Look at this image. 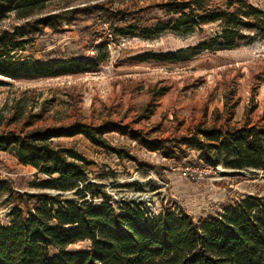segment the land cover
Returning <instances> with one entry per match:
<instances>
[{
	"label": "trees",
	"instance_id": "trees-1",
	"mask_svg": "<svg viewBox=\"0 0 264 264\" xmlns=\"http://www.w3.org/2000/svg\"><path fill=\"white\" fill-rule=\"evenodd\" d=\"M52 1L0 0V22L10 15L16 19L10 26L0 27V77L25 80L76 75L93 72L106 62L103 43L86 58L37 60L18 55L43 28L73 20L77 11L100 10V18L110 24L113 40L137 35L152 38L166 31L191 35L213 24L212 34L189 47L191 54L233 49L264 35V8L249 0L212 5L208 0L166 1L158 5L164 16L153 24L139 12L127 14L129 18L118 23L119 13L97 5H65L47 11ZM132 59L165 62L177 60V53L144 52ZM162 94L160 91L156 97ZM110 132L175 163L194 151L196 160L204 165L264 173V126L256 124L201 128L192 136L172 139L149 138L120 125L76 124L22 134L1 132L0 151H10L19 163L45 175L36 186L57 193L21 192L10 177L0 175V199L4 197L9 205L8 222H0V264H264L263 196L238 197L203 219H195L180 206L163 204L153 210L142 199L114 200L102 185L88 179V167L95 164L92 159L73 146L53 141L82 135L119 162L160 173V165L140 159L128 146L112 144L106 137ZM67 191L70 195H63ZM78 242L88 244L69 248Z\"/></svg>",
	"mask_w": 264,
	"mask_h": 264
},
{
	"label": "rangeland",
	"instance_id": "rangeland-1",
	"mask_svg": "<svg viewBox=\"0 0 264 264\" xmlns=\"http://www.w3.org/2000/svg\"><path fill=\"white\" fill-rule=\"evenodd\" d=\"M166 1L170 0H54L47 11L55 12L65 5H97L119 13L118 23L123 17L128 19L127 14L139 12L148 24H153L164 16L158 5ZM208 1L209 5L224 2ZM249 1L264 8V0ZM14 22L16 19L10 15L0 27ZM109 29L110 24L100 18V10L77 11L73 20L62 21L56 28L45 27L35 35L19 56L37 60L86 58L103 43L108 59L95 71L83 74L25 80L0 77V133L22 134L76 124L110 128L120 125L149 138L172 139L192 136L201 128L264 126V35L233 49L191 54L189 47L212 34L213 24L191 35L166 31L152 38L137 35L114 40L108 36ZM144 52L177 53V60L133 61L132 57ZM160 91L163 94L156 97ZM106 137L114 145L130 147L140 159L160 165V173L138 169L132 162H119L82 135L53 141L73 146L92 159L95 164L88 167V179L102 185L114 200L142 199L153 210L163 204L180 206L195 219H203L238 197H264L261 171L204 165L196 160L194 151L175 163L116 132ZM187 165L200 171L201 178L184 174L182 168ZM0 175L10 177L14 188L21 192L57 193L36 186L46 176L19 163L10 151H0ZM63 195L69 196L70 191ZM8 207L2 197L1 223L9 220ZM87 244L78 242L69 248Z\"/></svg>",
	"mask_w": 264,
	"mask_h": 264
},
{
	"label": "built area",
	"instance_id": "built-area-1",
	"mask_svg": "<svg viewBox=\"0 0 264 264\" xmlns=\"http://www.w3.org/2000/svg\"><path fill=\"white\" fill-rule=\"evenodd\" d=\"M103 25L106 27L105 23H103ZM108 36H111V34L109 33L108 31ZM183 173L184 174H194V175H197V178H201V172L198 171L196 168H192L190 166H184L183 168Z\"/></svg>",
	"mask_w": 264,
	"mask_h": 264
}]
</instances>
